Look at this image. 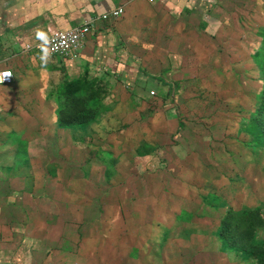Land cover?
I'll return each mask as SVG.
<instances>
[{
	"label": "rangeland",
	"instance_id": "1",
	"mask_svg": "<svg viewBox=\"0 0 264 264\" xmlns=\"http://www.w3.org/2000/svg\"><path fill=\"white\" fill-rule=\"evenodd\" d=\"M223 4L230 10L236 6L241 11L232 12ZM242 4L226 0L219 3L227 9L223 16L214 11L210 17L197 19V23L206 20L208 24L213 41V54L208 55L211 62L195 61L194 69L188 73V67L179 64L185 73L177 76L180 87L175 93L152 87L157 85L153 79L159 73L152 66L149 74L153 77L145 76L147 82L143 83L98 69H88L80 76L72 70V74L63 76L64 69L51 73L46 67L51 56L28 48L34 50L38 59L37 76H32L31 81L27 77L24 87L37 88L38 95L30 97L18 92L15 97L7 96L9 112L0 105V125L5 126L4 130L0 128V153L5 147L9 155L21 152L15 132H21L30 116L38 123L34 131L37 143L32 152L38 154L40 164H48L46 169L66 168V163L76 169L86 158L93 161L99 155L110 161L107 154L124 152L126 142L132 149L166 146L175 157L176 169L154 166L155 158L151 162L140 159L136 161L138 171L133 174L140 173L141 181L131 182L132 174L119 181V185L130 186L131 204L146 196L147 205L159 202V221H165L140 223L141 216L134 209L112 199L113 205L117 203L119 207L117 216L123 223L101 225L100 242L103 247L109 246L110 254L115 253L111 259L105 256L102 264L251 263L227 251L216 234L227 210L237 215L243 210L260 208L264 217V142L255 143L252 121L264 90V0H253L249 7ZM17 77L21 78L14 76L10 87ZM81 81L94 86L87 89L85 100L92 112L102 113V125L95 135L106 139L97 138L96 145L86 144L77 150L70 141L50 135L57 118L48 105L56 99L64 103L67 95L76 91V82ZM17 87L22 90L19 84ZM29 105L30 112L21 110ZM43 136L60 143L45 144ZM169 157L165 155L166 163L168 159L172 163ZM149 178L155 184L152 194L145 190ZM55 180L62 183L57 176ZM111 181L107 178L105 183L110 185ZM56 188L62 187L56 185L54 191ZM136 189L140 196L134 193ZM102 202L101 205L109 203V195L102 194ZM259 238L264 240V228L259 231Z\"/></svg>",
	"mask_w": 264,
	"mask_h": 264
},
{
	"label": "crops",
	"instance_id": "2",
	"mask_svg": "<svg viewBox=\"0 0 264 264\" xmlns=\"http://www.w3.org/2000/svg\"><path fill=\"white\" fill-rule=\"evenodd\" d=\"M224 1L226 2V0H0V69H9L15 77L21 76L17 77L11 87L0 85L2 106L0 107L9 112L11 108H6V97L9 95L15 97L18 92L30 97L38 95L37 88L28 90L24 87L25 80L31 81L32 76H37L35 70L38 59L34 50L31 52L28 48L34 49L56 31L86 24L93 25V32L78 52L71 54L72 56H65L66 58L51 56L49 62L46 60L45 65L51 73L62 68L63 76L72 74V70L80 76L88 69L92 72L98 69L116 73L129 81L143 83L147 82L145 76H151L149 71L152 66L159 72L153 79L157 81V85L152 87L157 90L160 87L163 88L162 91L169 90L175 93L180 87L177 76L185 73L183 68H179V64H185L188 73L194 69L192 65L195 61H200L201 64L211 62L209 56L213 54V41L209 37L208 24L206 20L197 23V19L210 17L214 15V11L216 15L223 16L228 5L223 4L226 7L223 8L219 3ZM238 1L247 3L249 7L253 0ZM118 7L125 9L124 16L119 20L93 23L95 18ZM236 10L241 11L236 6L230 11ZM18 84L22 90H17ZM6 92L9 94H5ZM58 100L56 99V102L49 100L48 105L56 118L60 106ZM24 107L21 110L31 111L28 108L30 105ZM29 118L30 122L20 128L21 132H15L16 142L22 146L21 152L9 155L5 147L0 153V264H102L106 261V258L103 259L105 256L111 259L115 253L110 254L109 246L103 247L99 232L101 225L123 223L117 216L119 207L117 203L113 205L112 199L134 209L139 218L141 216L140 223L159 221V212L157 213L159 202L147 205L146 196L141 202L131 204L128 200V195L133 193L130 192V186L119 185V181L130 177V174L134 177L131 182L141 181L140 173L133 174L138 171L136 161L140 159H149L151 162L155 158L154 166L161 168L165 165L176 169L173 159L175 157L171 156L166 146L160 149L147 146L144 149L139 147L132 149L126 142L124 152L113 156L107 154L110 161L104 156L103 160L99 155V158L93 161L86 158L80 167H74L76 169L69 168L68 163L66 168L56 166L54 169H46L48 164H40L38 154L32 152L37 143L38 136L34 131L38 123L34 118L30 116ZM106 123L108 124V121ZM101 125L102 122L98 119L89 127L60 128L56 120V126L50 135L61 137V140L64 139L63 142L70 141L77 150H81L83 149L81 146L98 142L99 137L95 134ZM4 127L0 125L1 130H4ZM69 134L70 137L67 138ZM43 137L46 138L45 144L50 146H53L54 142L60 143L50 136ZM131 140L132 138H129V141ZM27 145L31 146L28 150ZM165 155L170 156L172 163L169 159L168 163L164 161ZM180 155L179 153L178 157ZM68 159L71 161L69 154ZM56 176L62 183L56 182ZM107 178L112 180L110 185L105 183ZM55 183L62 187L56 188L57 193L54 191ZM148 183L149 185L143 188L152 194L155 184H152L150 178ZM132 184L134 186V183ZM134 193L140 196L137 189ZM102 194L109 195V203L101 205ZM96 214L98 217H95ZM128 220L129 218L126 221ZM131 220H135L133 216ZM164 221L161 219L158 223ZM261 229L263 228L258 229V238ZM110 233L111 238L113 235ZM218 239L221 241L219 237ZM224 247L238 255L240 259L246 260L241 253L230 250L225 244Z\"/></svg>",
	"mask_w": 264,
	"mask_h": 264
},
{
	"label": "trees",
	"instance_id": "3",
	"mask_svg": "<svg viewBox=\"0 0 264 264\" xmlns=\"http://www.w3.org/2000/svg\"><path fill=\"white\" fill-rule=\"evenodd\" d=\"M90 85H85L82 81L76 82V91L69 93L64 103L59 102L57 124L60 128H84L98 121L102 113L92 112L85 100L86 92H89L87 89L94 88ZM252 121L255 126V143L264 142V90L260 94V105ZM260 228H264L260 208L243 210L237 215L229 210L223 217L217 234L227 248L241 253L244 259L252 264H264V240L258 238Z\"/></svg>",
	"mask_w": 264,
	"mask_h": 264
},
{
	"label": "built area",
	"instance_id": "4",
	"mask_svg": "<svg viewBox=\"0 0 264 264\" xmlns=\"http://www.w3.org/2000/svg\"><path fill=\"white\" fill-rule=\"evenodd\" d=\"M153 1V0H150ZM125 14L123 7L113 9L93 20L98 21L119 20ZM93 32V25L86 24L84 26L75 27L67 30H59L54 32L46 41L39 43L34 49L41 54L47 56L65 57L78 52L85 41ZM14 81V74L9 69H0V85H10ZM152 95H155L152 92Z\"/></svg>",
	"mask_w": 264,
	"mask_h": 264
}]
</instances>
